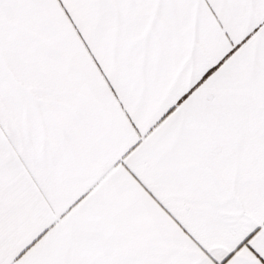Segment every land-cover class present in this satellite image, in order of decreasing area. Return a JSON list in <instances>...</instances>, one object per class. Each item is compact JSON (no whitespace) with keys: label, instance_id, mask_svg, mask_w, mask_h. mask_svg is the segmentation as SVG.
<instances>
[{"label":"snow or ice","instance_id":"snow-or-ice-1","mask_svg":"<svg viewBox=\"0 0 264 264\" xmlns=\"http://www.w3.org/2000/svg\"><path fill=\"white\" fill-rule=\"evenodd\" d=\"M0 264H264V0H0Z\"/></svg>","mask_w":264,"mask_h":264}]
</instances>
